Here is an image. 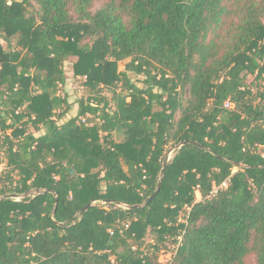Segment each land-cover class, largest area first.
I'll list each match as a JSON object with an SVG mask.
<instances>
[{"label":"trees","instance_id":"trees-1","mask_svg":"<svg viewBox=\"0 0 264 264\" xmlns=\"http://www.w3.org/2000/svg\"><path fill=\"white\" fill-rule=\"evenodd\" d=\"M96 2L0 0V264H264V0Z\"/></svg>","mask_w":264,"mask_h":264},{"label":"rangeland","instance_id":"rangeland-1","mask_svg":"<svg viewBox=\"0 0 264 264\" xmlns=\"http://www.w3.org/2000/svg\"><path fill=\"white\" fill-rule=\"evenodd\" d=\"M105 0H97L95 7L93 8V10H96L100 7V5L104 2ZM15 40L11 41V46L15 45ZM3 47H6V44L4 42H2ZM74 61V59H71V61L65 63V73H66V77H67V84L63 89H60V94L62 95L63 93H67L68 98H69V102H71L72 104H74L75 101H77L80 98H88L90 95H92L91 91L85 87L83 85L84 80L82 78H78V79H74L72 77V69H71V63ZM248 81L251 80V78L247 79ZM101 96L109 99L111 94L109 92V90L107 89H103L100 92ZM75 105V104H74ZM73 105V106H74ZM74 108V107H73ZM73 110V109H72ZM71 110V112L69 113V116L73 115V111ZM114 139L118 142L121 141V137L114 135ZM172 156V152L170 151L169 153H167L166 157L168 158V160L171 158ZM6 163L7 160L2 158L0 159V177L2 176V172H5L7 170L6 167ZM146 243L148 244H154L155 243V236L154 235H148L146 238ZM171 246H169L168 248H170ZM171 252L166 251V249L161 248L160 252H159V257H158V261L161 263H165L167 262L170 257H171Z\"/></svg>","mask_w":264,"mask_h":264},{"label":"water","instance_id":"water-1","mask_svg":"<svg viewBox=\"0 0 264 264\" xmlns=\"http://www.w3.org/2000/svg\"><path fill=\"white\" fill-rule=\"evenodd\" d=\"M186 144H191V145H195L194 143H191L189 141H184L182 143H180L179 145H177L175 147V149H180L181 147L185 146ZM168 161V158L165 157V160L163 162V168H162V171H161V174H160V180H159V183H158V186L155 190V192L148 198V200L141 206H133V207H130L129 209H136V208H140V207H147L151 202L152 200L155 198V196L158 194V192L160 191V187H161V178H162V175L164 173V168H165V165H166V162ZM39 194L40 193H43V192H38ZM90 207V204L85 206L84 208L81 209L80 211V214H82L84 211H86L88 208Z\"/></svg>","mask_w":264,"mask_h":264},{"label":"built area","instance_id":"built-area-1","mask_svg":"<svg viewBox=\"0 0 264 264\" xmlns=\"http://www.w3.org/2000/svg\"><path fill=\"white\" fill-rule=\"evenodd\" d=\"M224 107L225 108H230L231 107V104L229 103V102H226L225 103V105H224ZM80 122L82 123V124H85V120L84 119H81L80 120ZM225 183H223L221 186H219V187H213L212 188V191H211V193H210V196H214L216 193H217V191L220 189V188H222V187H225ZM195 194H197V192L195 193ZM181 221V218L179 217V222ZM128 227H129V224L128 223H125V224H123V230H127L128 229ZM113 262V261H112Z\"/></svg>","mask_w":264,"mask_h":264},{"label":"crops","instance_id":"crops-1","mask_svg":"<svg viewBox=\"0 0 264 264\" xmlns=\"http://www.w3.org/2000/svg\"><path fill=\"white\" fill-rule=\"evenodd\" d=\"M195 196H196V200L199 201L200 200V196H199L198 192H197V194H195Z\"/></svg>","mask_w":264,"mask_h":264}]
</instances>
